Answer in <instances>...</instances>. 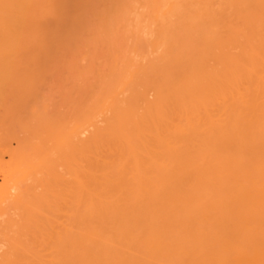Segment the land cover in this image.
Returning <instances> with one entry per match:
<instances>
[{"label":"bare ground","instance_id":"1","mask_svg":"<svg viewBox=\"0 0 264 264\" xmlns=\"http://www.w3.org/2000/svg\"><path fill=\"white\" fill-rule=\"evenodd\" d=\"M3 122L49 134L44 264H264V0H0Z\"/></svg>","mask_w":264,"mask_h":264},{"label":"rangeland","instance_id":"2","mask_svg":"<svg viewBox=\"0 0 264 264\" xmlns=\"http://www.w3.org/2000/svg\"><path fill=\"white\" fill-rule=\"evenodd\" d=\"M48 137V131L37 122L0 123V138L6 140L4 143L5 147L15 149L21 155L20 157H22L12 160L9 155H4L0 160V169L6 168L13 161H19L28 165L24 176L19 174L16 177V179L23 181L18 182L17 186L15 184L9 191L3 190L5 189L4 178L0 172V264H10V259L7 255L9 254L7 250L8 246H6L8 241H5V237L11 233V227H9L10 221L13 222L12 226L18 224L21 226V228L19 227V230L22 229L21 231L17 230V226L14 227L20 233H17V235L24 237L22 240L20 239L21 244L23 239H25V243L27 242V244L23 242L22 248L26 246L28 249V253L23 252V249H19L20 252L18 251L17 255L19 258H16L17 262L15 264L46 263L44 261L47 260L48 255L44 247V234L45 232H48L47 234H51L52 232L50 224H52L53 219V184L52 180H50V185L45 191V185L41 181L44 168L40 165V162L44 155L49 153ZM19 141L25 143V148L19 149ZM47 190L49 201L46 204L43 202L42 197ZM20 191L24 192L23 199L15 205L8 197L14 196ZM4 224H6L5 227ZM15 228L13 231H15ZM12 233H16V231ZM23 233L27 236H23Z\"/></svg>","mask_w":264,"mask_h":264}]
</instances>
